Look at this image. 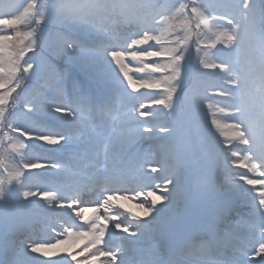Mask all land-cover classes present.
I'll list each match as a JSON object with an SVG mask.
<instances>
[{
	"label": "snow or ice",
	"instance_id": "6c2138e0",
	"mask_svg": "<svg viewBox=\"0 0 264 264\" xmlns=\"http://www.w3.org/2000/svg\"><path fill=\"white\" fill-rule=\"evenodd\" d=\"M113 17L128 23L123 44L104 23ZM185 18L195 27L170 31ZM209 73L223 103L208 96ZM121 89L146 97L132 106L135 129L115 103ZM6 153L15 167L0 169V264H264V0H178L167 11L154 0L0 2V164ZM190 153L219 209L196 239L176 235ZM119 199L138 201L143 218ZM33 204L60 217L44 239L25 236Z\"/></svg>",
	"mask_w": 264,
	"mask_h": 264
},
{
	"label": "rangeland",
	"instance_id": "374dc122",
	"mask_svg": "<svg viewBox=\"0 0 264 264\" xmlns=\"http://www.w3.org/2000/svg\"><path fill=\"white\" fill-rule=\"evenodd\" d=\"M5 3H9V1L11 0H1ZM17 2H22V0H17ZM155 3H160L161 0H154ZM178 3V0H166V5H164L163 9L164 10H169L172 8L173 5H176ZM170 23L174 26L172 29H170V31H176V32H180L181 35H183L182 33V29L185 28L186 26H191V27H195V20L194 18L191 19V20H188L187 18L184 19V23L181 24L179 21H175V20H172L170 21ZM165 28H167V25H165ZM172 37H169V39H171ZM129 59H131L129 57ZM194 62H195V59H194V55H193V58H192V61H191V67L193 69H195L194 67ZM138 62L136 61H132V65L135 66ZM96 71L98 73H104L107 71V66L105 64H101V65H98L97 68H96ZM203 84H207L209 85L210 88H213V86L215 85H221L223 86V82L221 81L220 77L219 76H216V75H213L211 73L207 74L206 75V78L203 80ZM35 87V85H30V90L31 88ZM214 89V88H213ZM17 91H20L19 89H17ZM141 91H144V90H141ZM125 93L122 92V93H119V97L120 98H123V99H126L125 97ZM136 96H138L137 98H139L140 100L144 101V102H147L146 100V97L144 96H141L139 94H136ZM220 101L221 103H223V101L221 100V98L219 97H215L212 102L213 104L215 105V103L217 101ZM120 100H118L119 102ZM129 111H132L133 115L131 117H129L127 114ZM203 111V113H206L203 115H201V122L205 125V128H207L208 124L210 123V119H211V116L208 114L207 112V108L204 107L203 109H201L199 111V113L201 114V112ZM120 117L122 119H124L127 123L128 120H132L133 118H136V113H135V110L133 109H128L126 110V113L123 114V112L121 113ZM153 124H154V121H153ZM137 127V125L133 126V125H130V129H135ZM213 131L215 132V129H213ZM11 151V149H9V152ZM5 159L3 161V164H0V169H2L4 167V165L6 164L10 169L14 168L15 167V161L7 155V153L5 154ZM183 166L185 167V171H186V175L188 177V179L191 178L193 172L195 170H197L198 172L200 173H203L205 172V168L204 166L201 164L200 160H199V156L195 153H190L187 160H185L183 162ZM190 184V183H189ZM197 203L199 204L200 203V197L197 198ZM234 206H239V207H242V205H234ZM243 210V209H242Z\"/></svg>",
	"mask_w": 264,
	"mask_h": 264
},
{
	"label": "bare ground",
	"instance_id": "6f19581e",
	"mask_svg": "<svg viewBox=\"0 0 264 264\" xmlns=\"http://www.w3.org/2000/svg\"><path fill=\"white\" fill-rule=\"evenodd\" d=\"M69 243H73V242L70 241ZM77 243H79V242H77Z\"/></svg>",
	"mask_w": 264,
	"mask_h": 264
}]
</instances>
